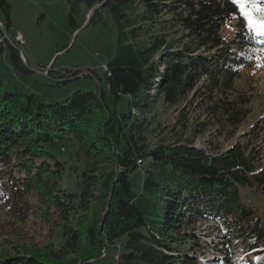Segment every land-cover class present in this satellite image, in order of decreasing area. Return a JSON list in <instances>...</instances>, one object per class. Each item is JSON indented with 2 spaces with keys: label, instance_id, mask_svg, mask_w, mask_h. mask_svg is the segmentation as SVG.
<instances>
[{
  "label": "trees",
  "instance_id": "trees-1",
  "mask_svg": "<svg viewBox=\"0 0 264 264\" xmlns=\"http://www.w3.org/2000/svg\"><path fill=\"white\" fill-rule=\"evenodd\" d=\"M67 1L74 33L102 10L112 14L117 48L104 77L115 100L129 97V108L112 110L103 90L47 101L6 89L0 73V209L26 218L33 194L63 238L2 243L0 264H88L119 240L116 264H200L191 253L204 252L192 228L199 220L216 222L264 264V115L234 143L220 142L234 139L250 114L236 80L264 50L238 7L232 0ZM0 8L7 15L0 52L7 46L12 66L30 72L12 4L0 0ZM227 24L231 39L222 33ZM161 112L173 113L164 125ZM209 131L214 139L197 145ZM67 138L88 158L79 192L63 186L66 161L51 150ZM139 162L148 166L135 192L130 173Z\"/></svg>",
  "mask_w": 264,
  "mask_h": 264
},
{
  "label": "rangeland",
  "instance_id": "rangeland-1",
  "mask_svg": "<svg viewBox=\"0 0 264 264\" xmlns=\"http://www.w3.org/2000/svg\"><path fill=\"white\" fill-rule=\"evenodd\" d=\"M8 1L12 4V27L18 33L17 38L22 39L19 47L23 54H20L31 71L24 72L14 68L10 62V50L5 46L4 51L0 52V73L6 89L20 88L27 94H40L51 102L62 101L75 90H103L105 102L112 110H128L129 97L122 95L115 100L110 93L107 78L104 77L106 64L115 56L117 48L118 30L110 12L102 10L100 20L89 25L86 21L84 26L74 33L67 21V0ZM4 23H7V15L0 8V33L4 32ZM234 31L235 28L229 24L222 29L223 35L229 39L233 37ZM260 37L264 41V36ZM66 45L68 46L65 50H61ZM45 67L50 70V75L43 72ZM74 70H80L78 77L73 76ZM236 86L249 98L248 107L251 111L234 139L228 142L220 140L223 146L234 143L240 133L248 130L257 118L264 115V50L260 54H254L251 63L243 68L236 80ZM161 113L163 116L160 125H164L173 113ZM160 125H154L153 129H158L157 126ZM208 138H213L210 131L197 139V145L205 143ZM76 146L75 140L67 138L52 145L51 150L66 161L63 186L79 192L81 173L88 158L78 157L75 153ZM139 164L140 166L130 173L135 192L141 191L143 176L148 166L145 162ZM1 167L3 166L0 165ZM27 199L31 208L26 218L24 215L18 217L7 214L6 205L0 209V244L4 243L6 247H25L53 240L59 245L63 238L50 227L49 221L44 217L45 207L42 202L33 194ZM217 225L212 220H199L192 226L194 232L205 242L203 253L191 252L199 257L200 264H261L258 255L250 257L243 241L222 232ZM14 228L16 230H13ZM122 242L123 240L117 241L115 247L103 251L107 254L105 257L101 256L88 264H116Z\"/></svg>",
  "mask_w": 264,
  "mask_h": 264
},
{
  "label": "snow or ice",
  "instance_id": "snow-or-ice-1",
  "mask_svg": "<svg viewBox=\"0 0 264 264\" xmlns=\"http://www.w3.org/2000/svg\"><path fill=\"white\" fill-rule=\"evenodd\" d=\"M232 4L238 7L240 15L247 21L249 31L264 36V6H261V0H232Z\"/></svg>",
  "mask_w": 264,
  "mask_h": 264
}]
</instances>
